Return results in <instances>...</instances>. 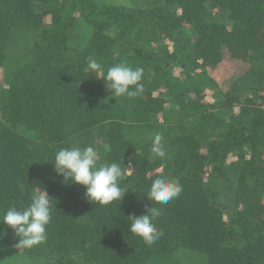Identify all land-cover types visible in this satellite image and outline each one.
I'll return each instance as SVG.
<instances>
[{
  "label": "trees",
  "instance_id": "1",
  "mask_svg": "<svg viewBox=\"0 0 264 264\" xmlns=\"http://www.w3.org/2000/svg\"><path fill=\"white\" fill-rule=\"evenodd\" d=\"M90 56L142 67L144 92L113 97L84 71ZM0 71V218L33 187L52 198L42 244L16 247L0 223V264H264V0H0ZM70 146L122 162L121 201L55 175ZM160 174L182 187L163 205L146 198ZM148 207L152 245L127 230Z\"/></svg>",
  "mask_w": 264,
  "mask_h": 264
},
{
  "label": "clouds",
  "instance_id": "2",
  "mask_svg": "<svg viewBox=\"0 0 264 264\" xmlns=\"http://www.w3.org/2000/svg\"><path fill=\"white\" fill-rule=\"evenodd\" d=\"M84 71L89 77L102 80L106 90L113 97L136 98L145 90L142 83V67L120 63L105 70L96 58L90 56ZM163 139L160 133L153 135V158L166 156ZM104 148L109 150V145L105 144ZM100 157V151L94 146H70L59 149L51 163L55 175L63 177V183L68 181L81 185L85 188L84 195L88 201L109 205L114 201H121L126 192L120 184L126 167L122 162L100 163ZM33 188L35 192L26 207L10 205L0 218V223L12 229L17 237L16 247L31 248L44 243L47 238L46 228L52 219V198L45 188ZM181 191L182 187L177 179L160 174L152 181L146 198L163 205L177 198ZM160 214L159 208L148 207L139 216H129L131 222L127 230L142 239L145 244L152 245L162 235L156 224Z\"/></svg>",
  "mask_w": 264,
  "mask_h": 264
},
{
  "label": "rangeland",
  "instance_id": "3",
  "mask_svg": "<svg viewBox=\"0 0 264 264\" xmlns=\"http://www.w3.org/2000/svg\"><path fill=\"white\" fill-rule=\"evenodd\" d=\"M159 0H107L110 5L124 6L130 8H147L151 6L153 3H158ZM173 69L178 70L176 66L173 64ZM2 72L0 71V80H1ZM216 98L212 95V92L207 93V100L209 102H213ZM186 264H205L204 259L193 260L190 259L186 262Z\"/></svg>",
  "mask_w": 264,
  "mask_h": 264
}]
</instances>
